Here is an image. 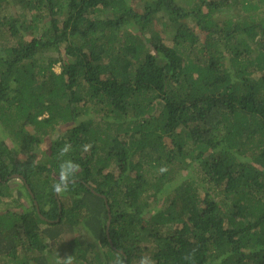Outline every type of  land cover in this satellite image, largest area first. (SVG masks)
I'll list each match as a JSON object with an SVG mask.
<instances>
[{
    "label": "trees",
    "instance_id": "obj_1",
    "mask_svg": "<svg viewBox=\"0 0 264 264\" xmlns=\"http://www.w3.org/2000/svg\"><path fill=\"white\" fill-rule=\"evenodd\" d=\"M0 130V264H264V0H0Z\"/></svg>",
    "mask_w": 264,
    "mask_h": 264
},
{
    "label": "rangeland",
    "instance_id": "obj_2",
    "mask_svg": "<svg viewBox=\"0 0 264 264\" xmlns=\"http://www.w3.org/2000/svg\"><path fill=\"white\" fill-rule=\"evenodd\" d=\"M138 0H133V4H135V2H137ZM141 2V1H140ZM139 9L141 7V3H139V5L137 6ZM166 39L168 42H170L173 38V35L169 32L168 34L165 35ZM55 69L57 71H60V66L57 64ZM34 126L31 124H27V129L28 130H34L33 128ZM0 136L5 139V142L7 143L10 151L7 155V159L10 162L11 160H13V164H19L23 161H25L26 159H28V156L30 155L29 153H33L35 155L34 159H36L37 162L41 163L44 162L50 155H51V144H52V140L48 137L43 138L42 140L38 141L35 143V146H37V148H35V146H30L28 150H25L23 148H19L15 142V140H13V136L11 135H7L6 131H1L0 130ZM55 138L57 137V134L53 135ZM16 183L18 184V182L20 183L21 180L20 179H15ZM15 187H17V185L15 184ZM17 192L14 191L13 196L14 198H8V197H4L2 198V203L0 204L2 207H5L6 204H10L13 205L12 207L14 208V210H17L19 208H22L20 204H24V205H29L30 204V200L28 199V197L24 194H22L21 196H19L18 194H16ZM16 206V207H15ZM73 238L72 236L69 237V240ZM63 258H66L65 256H62L61 260Z\"/></svg>",
    "mask_w": 264,
    "mask_h": 264
},
{
    "label": "clouds",
    "instance_id": "obj_3",
    "mask_svg": "<svg viewBox=\"0 0 264 264\" xmlns=\"http://www.w3.org/2000/svg\"><path fill=\"white\" fill-rule=\"evenodd\" d=\"M90 148V145H84V150L87 151ZM71 150V144L65 143L64 146L59 151V157H64ZM79 169V165L74 161L68 159H61L59 163V175L56 182L52 185V191L57 195L66 192L69 190V184L74 182L76 173ZM15 175V174H14ZM20 175V174H19ZM13 177V175H12ZM13 178H23L22 175ZM25 180V179H24ZM26 182V180H25ZM29 186V185H28ZM45 218V217H44ZM141 264H151L150 258L143 257L141 259Z\"/></svg>",
    "mask_w": 264,
    "mask_h": 264
},
{
    "label": "water",
    "instance_id": "obj_4",
    "mask_svg": "<svg viewBox=\"0 0 264 264\" xmlns=\"http://www.w3.org/2000/svg\"><path fill=\"white\" fill-rule=\"evenodd\" d=\"M18 176H20L19 174H15V175H13V177H18ZM107 208H108V211H109V218H108V221H107V232H108V235H110L109 234V227H110V225H111V221H112V215H111V209H110V206L109 205H107ZM110 239V238H109ZM111 240V239H110Z\"/></svg>",
    "mask_w": 264,
    "mask_h": 264
},
{
    "label": "flooded vegetation",
    "instance_id": "obj_5",
    "mask_svg": "<svg viewBox=\"0 0 264 264\" xmlns=\"http://www.w3.org/2000/svg\"><path fill=\"white\" fill-rule=\"evenodd\" d=\"M36 203L38 204V202H37V201H36ZM38 205H39V204H38ZM38 210H40V209H39V207H38Z\"/></svg>",
    "mask_w": 264,
    "mask_h": 264
}]
</instances>
